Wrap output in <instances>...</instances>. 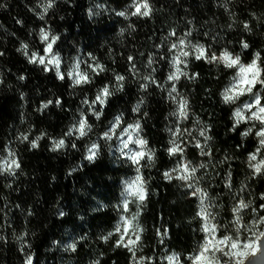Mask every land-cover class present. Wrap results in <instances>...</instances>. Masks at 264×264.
Here are the masks:
<instances>
[{"label": "trees", "instance_id": "trees-1", "mask_svg": "<svg viewBox=\"0 0 264 264\" xmlns=\"http://www.w3.org/2000/svg\"><path fill=\"white\" fill-rule=\"evenodd\" d=\"M132 2L53 0L44 13L47 0H0V162L11 150L20 164L15 175L0 172V264H25L28 255L33 264H138L141 258L143 264H174L167 259L170 256L179 257L180 264H192L190 257L199 251L205 236L197 215L199 201L183 181L164 176L181 159L167 151L170 130L177 127L181 133L177 139L185 149L183 159L197 168V187L206 190L215 204L217 238H235L232 209L240 197L250 202V208L240 214L242 224L264 216V171L253 176L248 161L259 147V125L242 122L233 130L236 106L224 104L221 97L237 69L189 56L187 67H180L195 78L181 76L175 82L179 96L188 101L186 120L173 115L177 103L169 96L173 82L167 79L175 51L169 48L188 32V39L204 45L209 54L219 56L227 48L247 65L259 53L258 63L264 67V0H149L153 10L148 17L132 16ZM121 11L127 18L117 15ZM245 23L250 31L244 29ZM41 28L59 37L53 49L62 58L63 80L54 69L45 71L29 63L32 52L44 55ZM242 41L249 45L247 49ZM22 45L28 46V56ZM77 59L87 62L81 64V71L88 72L92 83L73 86L67 77ZM88 64L103 65L104 70L96 75ZM117 75L125 77L122 91L115 90ZM141 84H147V89ZM104 85L113 95L97 120L93 113L101 105H90ZM49 100L53 103L42 108ZM81 112L92 131L80 139L76 133L66 136ZM118 115L123 119L117 135L139 122V135L154 152L151 163L147 152L140 162L147 198L139 209L135 201L130 203L127 213L122 211V193L137 175L136 167L120 156L118 140L100 139ZM249 127L251 133L242 135ZM202 128L210 140L199 135ZM41 134L38 147H31ZM61 138L67 147L52 151V141ZM197 140L202 146L207 143L210 156L201 155ZM94 142L100 144V154L90 162L85 157ZM261 158L264 148L257 159ZM229 176L231 188L226 187ZM137 211L142 231L134 260L128 248L118 246L120 234L115 227L122 215ZM109 233L113 235L105 241ZM70 244L76 245L75 251Z\"/></svg>", "mask_w": 264, "mask_h": 264}, {"label": "snow or ice", "instance_id": "snow-or-ice-1", "mask_svg": "<svg viewBox=\"0 0 264 264\" xmlns=\"http://www.w3.org/2000/svg\"><path fill=\"white\" fill-rule=\"evenodd\" d=\"M53 0H47L44 5V13H47L48 9L52 7ZM133 11L132 16H143L148 17L152 12V6L149 0H133L130 5ZM117 15L127 18L128 14L124 11L118 12ZM43 19V15H41ZM19 22V21H18ZM245 30H249V25H243ZM172 36H176L173 32ZM40 42L45 45L43 51L44 55H40L38 52H32L31 56L28 57L29 63L38 64L43 66L45 71L55 70L57 78L63 80L65 78L64 73L61 72L62 58L58 52H55L53 46L59 39L56 35H51L49 32L45 31L43 28L40 29ZM191 36V32L185 33L183 37H177V43H172L169 51H174V54L170 60V65L173 69L167 77L168 81L173 82L172 87L169 89L170 98L177 103V111L173 113L178 120H186L188 118V101L187 99L179 96L177 93V88L175 82H178L181 76L189 77L188 72L181 69L180 65L183 64L187 67V58L191 55L195 56L196 60L204 59L208 63H221L227 69H237L235 75L225 85L221 97L222 102L226 105H235L233 112V130L240 123H250L252 127L259 125V130L256 132V136L259 138V147L256 149L255 153L249 154V168L253 170V176L261 175L264 171V158L257 159L260 153V149L264 148V67L258 63L260 60L259 53L256 54L255 59L250 64H243L240 62V57L233 56L231 52L225 48L219 56L215 52L209 54V50L205 48L204 45L199 43L193 44L188 37ZM242 48L247 49L249 45L245 42H241ZM27 45H22V49L25 50V55L28 56ZM3 55V53H0ZM129 62L133 60V57H128ZM87 63L86 61H81L79 59L71 66V70L67 72V77L72 80L73 86L81 84H90L92 79L90 78L88 72L81 71V64ZM153 63L149 60V65ZM135 66L133 65V68ZM88 68L96 75H99L100 71H103V65L100 64H88ZM155 71V69H152ZM23 79L24 77H20ZM189 78H195V74ZM145 79L151 80L152 83H156L151 77H145ZM117 82L115 90L122 91L124 88L123 81L125 77L123 75H117L115 77ZM142 89H147V84H141ZM157 87H160L157 84ZM176 93L177 95H173ZM113 95V91H110L109 85H104L102 88L97 90L95 100L92 101L90 108H94L96 103L101 105L98 111L93 114L96 119L99 120L100 116L103 114V106L107 104L108 98ZM242 97H247V99L241 101ZM53 103L49 100L47 103L42 105V108H48L49 105ZM56 105L59 106L61 101L57 99L55 101ZM83 103L88 104L87 99ZM134 111H138L134 109ZM122 116L118 115L111 122L109 129L101 134L100 139L106 141H112L114 138L119 141L118 151L120 156L130 161L135 167L137 175L133 180L127 182L126 187L122 195L125 197L122 204V211L127 213L129 211V204L133 201L136 202L137 209L145 202L147 198V190L145 187V181L141 174V159L144 158L146 152L148 154V161L151 163L154 159V152L147 148L148 142L143 139L139 133L141 126L139 122L135 124H129L124 127L119 135H117V128L121 126ZM252 127H249L242 135L247 136L252 131ZM92 131V126L88 124L87 117L83 112L80 114V119L72 125L69 131L65 134L66 136H73L76 133V139L85 137ZM172 131V139H170L169 144L171 145L167 151L170 156L179 154L181 159L177 160L176 165L169 171L164 173L166 179L171 181L172 179L180 180L184 182V186L190 189V195L196 197L199 201L198 207L199 212L197 215L202 220L201 231L205 234L204 241L200 245L199 251L192 257H190L192 264H256L258 256H264V216H259L254 219L250 225H244L241 223V213L250 208V202L245 203L242 197L238 198L236 206L233 207L232 212L234 213L233 225L235 227V238L231 235H224L221 238H217V230L219 228V223H213L216 220V215L212 212V208L215 204L212 202L209 194L206 190L197 187L198 180L196 178L197 168L192 166L190 161H185L183 159L184 147L178 141L177 137L181 135L179 127ZM189 136L191 132L187 129L184 130ZM200 136L205 138V141L211 139L206 135V129L202 128L199 132ZM43 137L38 136L36 140L31 142V147H38L37 141ZM23 140H28L27 135L22 136ZM135 145L136 147H131ZM67 147L65 139L61 138L59 140L52 141V151H57ZM72 148H75L74 143L71 144ZM195 147L200 148L201 155L210 156L211 152L207 149V143L201 145L199 140L196 141ZM100 154V144L92 143L88 149V154L85 159L90 162H94L95 159ZM255 162V163H253ZM20 167L19 162L15 159V153L11 150L8 151V158L3 159L0 162V172H7L10 175H15V170ZM201 168L205 165L201 164ZM175 173V175H173ZM226 187L231 188V177L229 176ZM243 191V189H242ZM131 198V199H129ZM264 199V196L261 197ZM119 207V206H118ZM264 209V205H261ZM256 212V209H252ZM61 216L64 215L63 212L60 213ZM139 211L132 214L131 216L122 215L120 223L115 227V232L120 234V240L117 242L118 246L123 245L128 248L130 252L133 253V259H136L135 248L136 243L140 239L139 233L142 231L141 226L138 221ZM129 236L127 242H124V237ZM246 233L243 239H241V234ZM113 235L109 233L108 236L103 237L107 241L108 237ZM166 235V233H165ZM135 239H132V237ZM163 242V240L161 241ZM68 247L72 250H76L75 244H70ZM143 259L138 261V264H143ZM170 262L174 264H180L179 257L170 256L167 257ZM25 264H32V256H26ZM96 264H99L97 261Z\"/></svg>", "mask_w": 264, "mask_h": 264}, {"label": "water", "instance_id": "water-1", "mask_svg": "<svg viewBox=\"0 0 264 264\" xmlns=\"http://www.w3.org/2000/svg\"><path fill=\"white\" fill-rule=\"evenodd\" d=\"M33 264V261H32ZM256 264H264V256H258L256 260Z\"/></svg>", "mask_w": 264, "mask_h": 264}]
</instances>
